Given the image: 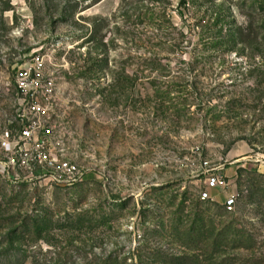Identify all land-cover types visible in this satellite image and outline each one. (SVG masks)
Returning a JSON list of instances; mask_svg holds the SVG:
<instances>
[{
    "label": "rangeland",
    "instance_id": "obj_1",
    "mask_svg": "<svg viewBox=\"0 0 264 264\" xmlns=\"http://www.w3.org/2000/svg\"><path fill=\"white\" fill-rule=\"evenodd\" d=\"M36 53L84 176L0 177V264H264V0H0V133Z\"/></svg>",
    "mask_w": 264,
    "mask_h": 264
},
{
    "label": "built area",
    "instance_id": "obj_2",
    "mask_svg": "<svg viewBox=\"0 0 264 264\" xmlns=\"http://www.w3.org/2000/svg\"><path fill=\"white\" fill-rule=\"evenodd\" d=\"M46 56L31 55L13 74L14 114L0 133V177L12 184L42 179L64 186L84 176V170L67 157L65 134L53 124L55 85L53 77L43 73ZM227 186L224 176L211 173L199 198L222 200L224 208L232 211L236 195Z\"/></svg>",
    "mask_w": 264,
    "mask_h": 264
},
{
    "label": "crops",
    "instance_id": "obj_3",
    "mask_svg": "<svg viewBox=\"0 0 264 264\" xmlns=\"http://www.w3.org/2000/svg\"><path fill=\"white\" fill-rule=\"evenodd\" d=\"M231 167H228L227 169H225L226 173L230 172Z\"/></svg>",
    "mask_w": 264,
    "mask_h": 264
}]
</instances>
